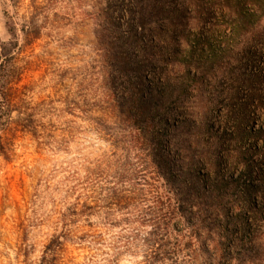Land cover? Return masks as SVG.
<instances>
[{
    "label": "rangeland",
    "instance_id": "obj_1",
    "mask_svg": "<svg viewBox=\"0 0 264 264\" xmlns=\"http://www.w3.org/2000/svg\"><path fill=\"white\" fill-rule=\"evenodd\" d=\"M239 13L246 18L233 37L230 24ZM26 29L34 32L29 41ZM0 40L28 62L24 83L32 102L46 103L37 115L45 140L15 124L1 132L14 152L8 159L0 154V264H39L63 227L61 213L80 191L92 193L98 172L112 175L127 161L136 164L137 151L124 138L133 96L148 97L163 117L177 187L208 189L214 169L206 159L215 154L222 178H237L224 190L238 191L250 179L264 185V0H0ZM122 54L125 74L116 65ZM184 68L201 80L182 76ZM253 194L240 210L231 205L229 215L218 217L224 228L215 231L224 237L215 240L223 242L229 264H264V189ZM123 214L113 218L120 222ZM87 220L107 242L127 227L110 226L103 214L78 217L76 224L92 230ZM78 242L68 245L73 264H105L112 253L106 244ZM140 258L124 253L119 264ZM200 259L207 260L206 252Z\"/></svg>",
    "mask_w": 264,
    "mask_h": 264
},
{
    "label": "trees",
    "instance_id": "obj_2",
    "mask_svg": "<svg viewBox=\"0 0 264 264\" xmlns=\"http://www.w3.org/2000/svg\"><path fill=\"white\" fill-rule=\"evenodd\" d=\"M242 14L239 13L234 23L230 24L233 37L239 36V30L244 25L242 19L246 16ZM256 15L255 12L250 14ZM212 25L219 26L217 22H212ZM11 29L14 31V28ZM27 29L23 31L26 41H29L35 36L34 32ZM103 39L99 37L101 42ZM6 46L0 40V154L8 159L14 152V145L7 142L1 132L15 124L21 131L45 140V125L37 115L46 103L32 102L30 87L24 83L29 70L28 62L24 58L20 60L16 53H11ZM108 53L111 54L108 50L104 55L107 59ZM117 59L119 73L125 74L128 71L126 58L122 54ZM188 60L191 65H197L192 58L189 57ZM19 61L21 65L17 63ZM108 67L112 68L113 64L109 63ZM184 69L182 76H192L196 83L201 80L200 73L193 74L189 68ZM168 89L173 90L170 85ZM159 95L165 96L162 91ZM150 97L153 98L154 95ZM147 100L148 97L133 96L127 107V122L130 127L124 138L129 139L130 148L137 151L136 164L127 161L123 165L125 169H120L112 175L98 172L99 179L91 189L92 193L85 194L80 191V197L76 198L68 213H61L63 227L44 246L39 264H73L76 258L68 246L73 241H80L78 243L82 245L88 241L92 246L106 244L112 253H106L105 264H119L124 253H141L137 264H229L227 255L219 248L223 242L215 240L216 235L224 237L223 232L215 231L217 227L224 228L218 217L229 215L231 205L240 210L243 201L250 203L254 197L253 191L264 189V185L250 179L248 182L243 181L244 185L238 191L230 193L224 190L222 186H226L227 182L234 185L237 178H222L219 170L221 157L212 150L215 160L206 159L214 169L210 171L208 189L194 191L186 185L177 187L180 177L174 173V168L178 163L168 148L166 132L162 128L163 117L154 104H147ZM260 110L264 116V106ZM15 112L18 115L16 120L13 118ZM250 132L254 135L260 132L264 134V122L260 132ZM202 150L197 148L201 153ZM254 152L257 156L260 151ZM261 158L264 159V154ZM240 163L234 162V166ZM130 168L133 170H129ZM240 171L246 172L245 169ZM88 178L87 184H91L92 181ZM82 190L86 188L83 187ZM232 196L233 200H230ZM120 211L126 215L123 214L119 222L113 216ZM95 214L105 215L110 226L122 223L127 227L115 236L113 242H107L101 233L96 232L91 221H86V227H91L92 230L76 224L78 217H90ZM72 225H75L74 229L70 228ZM211 243L215 244V248L210 247ZM202 252L207 254V260L204 262L200 259ZM93 257L94 252L88 256V260L94 262Z\"/></svg>",
    "mask_w": 264,
    "mask_h": 264
}]
</instances>
